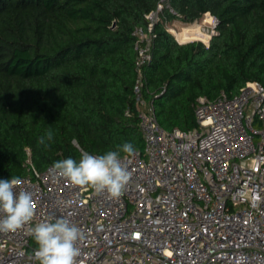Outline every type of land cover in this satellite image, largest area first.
Returning a JSON list of instances; mask_svg holds the SVG:
<instances>
[{
	"label": "trees",
	"instance_id": "1",
	"mask_svg": "<svg viewBox=\"0 0 264 264\" xmlns=\"http://www.w3.org/2000/svg\"><path fill=\"white\" fill-rule=\"evenodd\" d=\"M144 67L146 96L167 130H191L201 96L264 85V0H170ZM156 0H0V179L65 158L145 141L133 95V29ZM218 19L209 45L178 42L166 22ZM48 130V147L37 144ZM75 139L79 148L72 144ZM30 151V154L28 153ZM120 155L125 153L120 152Z\"/></svg>",
	"mask_w": 264,
	"mask_h": 264
},
{
	"label": "built area",
	"instance_id": "2",
	"mask_svg": "<svg viewBox=\"0 0 264 264\" xmlns=\"http://www.w3.org/2000/svg\"><path fill=\"white\" fill-rule=\"evenodd\" d=\"M165 9L174 12L170 0H156L146 24L132 32L133 95L145 145L120 155L132 173L123 195L73 185L53 177V165L38 169L29 158L16 190L33 193L35 216L0 232V264H39L31 230L49 217H67L83 231L77 264H264V85L251 81L233 96H201L195 128L162 127L146 96L144 67ZM204 16L203 37L182 41L171 33L180 43L209 45L218 19Z\"/></svg>",
	"mask_w": 264,
	"mask_h": 264
},
{
	"label": "clouds",
	"instance_id": "3",
	"mask_svg": "<svg viewBox=\"0 0 264 264\" xmlns=\"http://www.w3.org/2000/svg\"><path fill=\"white\" fill-rule=\"evenodd\" d=\"M53 133L48 130L39 137L37 144L47 148ZM72 144L79 148L75 139ZM120 152L134 155V146L126 142L119 151H108L102 155H93L80 150L79 160L71 157L62 159L49 169L56 178H65L73 185H90L97 194L107 192L110 198L118 199L129 184L132 173L120 158ZM20 181L16 177L0 179V232H14L30 223L35 216L33 193L17 191ZM71 203L70 201L68 202ZM38 247L34 250V259L39 264H77L81 255L79 244L84 239L81 228L67 217H49L37 223L31 230Z\"/></svg>",
	"mask_w": 264,
	"mask_h": 264
},
{
	"label": "bare ground",
	"instance_id": "4",
	"mask_svg": "<svg viewBox=\"0 0 264 264\" xmlns=\"http://www.w3.org/2000/svg\"><path fill=\"white\" fill-rule=\"evenodd\" d=\"M182 30L184 31V34L179 33L177 30L175 31L177 37L182 41L188 40L189 38H201L204 36V33L198 24L193 26H185L182 28ZM185 34L188 35L185 36Z\"/></svg>",
	"mask_w": 264,
	"mask_h": 264
},
{
	"label": "rangeland",
	"instance_id": "5",
	"mask_svg": "<svg viewBox=\"0 0 264 264\" xmlns=\"http://www.w3.org/2000/svg\"><path fill=\"white\" fill-rule=\"evenodd\" d=\"M204 19H207V17L205 18V16H204L200 21H196V22H193L191 24H183L182 22L177 20V21H173V22L169 23L167 25V28L170 29V32L171 31L175 32L177 30L179 33L184 34V31L182 30L183 27L197 25L199 23H202V21H204ZM187 35L185 34V36H187ZM255 126H257V127L260 126L259 122H256Z\"/></svg>",
	"mask_w": 264,
	"mask_h": 264
}]
</instances>
